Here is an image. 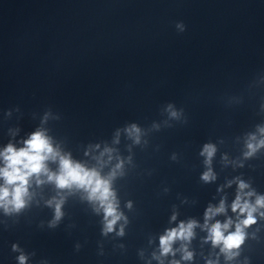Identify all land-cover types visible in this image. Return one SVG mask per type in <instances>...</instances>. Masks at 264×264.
<instances>
[{"label":"clouds","instance_id":"clouds-1","mask_svg":"<svg viewBox=\"0 0 264 264\" xmlns=\"http://www.w3.org/2000/svg\"><path fill=\"white\" fill-rule=\"evenodd\" d=\"M172 115L175 116L176 113L173 112ZM133 129L138 131V129H135V126H133ZM259 131L264 134V128L259 129ZM252 139H255V137L253 136ZM259 147H264V139H261L255 145L249 143V153H246V155L255 152ZM214 152L215 148L212 145H205L202 155H207L208 161L206 162H210ZM56 155L48 138L39 131L33 133L30 139L25 141V147L16 149L9 144L6 149L0 153L5 163V166L0 168V178L4 180V186H0V207H3L5 212H8L10 208L13 211H19L25 206L29 178L32 175L46 172L45 161L50 157L55 158ZM60 166L61 174L55 177L49 174V180L55 179L59 187H65L71 183L88 189L90 191V199L99 201L104 210L106 221L105 232L111 231L116 221L121 219V214L117 211L115 195L110 189L109 181L101 178L96 171L85 170L80 165H74L70 160L65 158H61ZM117 167H119V165ZM112 175H115V173L113 172ZM212 178L214 177L210 170L203 176L205 181ZM239 187L243 189L246 185L241 183ZM256 205L264 207V197H258ZM237 209H239L242 214L247 213V217L241 221L240 224L236 225L235 232L229 233L227 236L224 235V231L227 230L231 224L230 220L223 225L217 222L209 230L213 244H222L223 247L221 250L225 253H230L232 249L239 248L243 243L244 232L241 225L248 226L255 223L252 213L256 211V207L250 205L246 201L241 203L239 194L232 205V210L234 212ZM223 210V202H221L220 207L217 209L209 208L206 213V219ZM61 215L60 205L57 204L55 221H58ZM109 217L111 219H109ZM55 221L52 222L51 226H54ZM193 227L194 222H189L187 225L181 223L178 228L169 230L166 235L160 238L162 251L168 253L171 243L176 239H189L193 235ZM185 258H190V254H187ZM19 260L20 264H24L25 257L20 256Z\"/></svg>","mask_w":264,"mask_h":264}]
</instances>
